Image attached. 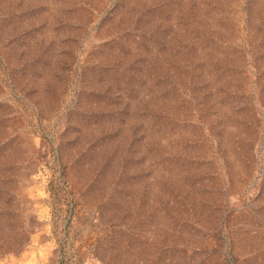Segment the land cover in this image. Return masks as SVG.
<instances>
[{"label": "rangeland", "instance_id": "rangeland-1", "mask_svg": "<svg viewBox=\"0 0 264 264\" xmlns=\"http://www.w3.org/2000/svg\"><path fill=\"white\" fill-rule=\"evenodd\" d=\"M0 264H264V0H0Z\"/></svg>", "mask_w": 264, "mask_h": 264}]
</instances>
